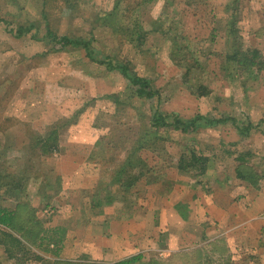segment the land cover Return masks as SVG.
<instances>
[{"label":"rangeland","instance_id":"1","mask_svg":"<svg viewBox=\"0 0 264 264\" xmlns=\"http://www.w3.org/2000/svg\"><path fill=\"white\" fill-rule=\"evenodd\" d=\"M144 1L0 0V159L4 157L0 160V178L9 173L19 175L18 179L13 177L15 181L21 179L19 197L27 193L31 203L39 200L41 187L37 180L44 178L42 171L47 167L54 169L56 158H50L47 166L42 159H36L34 143H24L25 125L9 120L7 109L14 105L17 111L27 105L48 110L58 107L63 112L60 122L66 124L97 102L105 105L100 110L103 115L97 120L92 117L97 126L103 127L101 133L97 131V138L114 135L116 139L112 145L97 141V162L102 167L117 168L124 163L131 140L138 138L143 127L150 126L156 108L175 113L183 121L197 115L234 119V125L227 122L186 135L171 131L165 145L159 146L154 155L144 150L139 155L148 165L150 179L157 178L164 198L174 189L168 177L189 185V195L200 187L206 192L213 179L236 182L235 158L245 154H249L247 162L259 177L256 189L264 191V123L248 138H241L235 129L264 122V68L238 67L224 59L239 44L243 51L258 50L264 65V0ZM47 25L58 36L89 42L98 63L104 57L115 63H130L133 72L148 79L152 90L158 92V103L156 99L142 101L134 97L127 80L91 62L82 48L60 49L48 41H39ZM20 26L32 30L23 38H14L8 31ZM230 29L232 35L228 33ZM136 31L145 36L140 47L129 37ZM34 34L36 39L31 37ZM84 56L86 60L80 58ZM123 93L121 101L125 100V105L117 111L107 97ZM8 131H12L11 135ZM118 138L121 141L117 142ZM191 152L210 159V176H171L170 170L176 167L179 157H188ZM34 167L33 179L28 171ZM141 171L138 167L134 173ZM52 174L47 173L53 182ZM144 177L143 185L139 184L133 193L137 198H145L147 175ZM197 181L202 184L198 186ZM176 187L179 190L180 185ZM43 207L35 208L36 221L46 229L56 209ZM35 253L45 257L47 263L27 264L53 262L48 253L37 249Z\"/></svg>","mask_w":264,"mask_h":264},{"label":"crops","instance_id":"2","mask_svg":"<svg viewBox=\"0 0 264 264\" xmlns=\"http://www.w3.org/2000/svg\"><path fill=\"white\" fill-rule=\"evenodd\" d=\"M15 106L9 107L7 114L9 120L25 125V144L46 141L51 130H57V150L43 155L36 149L35 157L45 166L52 157L56 161L54 169L47 167L42 171L44 178L37 180L39 200L31 203L27 193L18 199L0 193V207L15 211L17 218L19 208L26 213L28 207H55L46 229L60 228L65 233L58 257L49 254V260L88 259L90 263L113 264L141 256L143 264H264V191L236 178L229 183L213 179L207 193L200 187L189 195V185L168 177L174 189L166 198L157 183L146 181L145 198H137L133 193L144 176L126 188L113 178L115 168L97 162V141L110 145L116 142L114 135L96 136L103 127L97 126L92 117L97 120L103 115L100 110L105 109L104 104L88 105L77 113V119L66 124L60 122L63 112L58 107L48 110L27 105L17 111ZM11 133L8 131V135ZM36 169L28 171L29 177L35 178ZM49 171L54 175L53 182ZM170 171L171 176L187 175L177 167ZM7 176L18 179L19 175ZM179 204L185 218L176 209ZM34 215L36 218V210ZM0 264H17L7 259L1 246Z\"/></svg>","mask_w":264,"mask_h":264},{"label":"trees","instance_id":"3","mask_svg":"<svg viewBox=\"0 0 264 264\" xmlns=\"http://www.w3.org/2000/svg\"><path fill=\"white\" fill-rule=\"evenodd\" d=\"M151 0H145L143 3H148ZM2 21L0 20V23ZM233 23H231L232 25ZM32 28H26L20 26L16 31H8L14 38L20 39L25 37ZM122 32V29H119V33ZM136 35H131V43L137 42V47H140L144 42V35H141L139 31H136ZM232 35V29L228 32ZM36 34L31 35L36 39ZM39 41H48L55 46H60V49L67 47H76L82 48L85 51L86 56L91 62L98 63L94 59L93 52L91 50V45L87 41L81 39H72L68 36H58L54 31H52L47 25L46 33L42 38L38 39ZM237 44V43H236ZM261 55L256 49H247L246 51L242 50L241 45L233 47V52L224 57L225 62L229 64H236L238 67H254V68H264V65L259 61ZM104 61H99V65L104 66L106 70L116 71L123 77L132 88V93L134 97L144 100L156 99L158 103V92L152 90L150 81L145 77L139 76L133 72V69L130 67V63H115L109 57H104ZM123 94H112L107 98L113 102L115 109L119 110V107L125 105V100L121 101V96ZM132 95L131 98L133 97ZM127 97V96H126ZM128 99V97H127ZM127 106V105H126ZM150 126L143 127L144 130H139L140 135H137L138 138L131 140V149L128 153V156L125 158L124 163L115 167V175L113 178L120 183L123 187L129 188L133 186L139 178L147 175V182L156 183L157 178L150 179V175L146 171V161L142 156L139 155L141 151H146L152 155L156 151H159V146H164L165 141L169 139V132L180 133L181 135L190 134L192 132L198 131L200 128H213L220 124H225L231 122L233 125L236 124L234 119H209L201 115H197L194 119L189 121H183L175 113H166L156 108L153 110L152 116L150 117ZM264 122H259L257 125L248 123L245 126L238 127L235 129L238 135L241 138H248L251 132L256 129L260 124ZM264 135V130L262 131ZM162 134V135H160ZM57 130H51L46 141L37 142L35 141V148L40 149L41 154H50L57 150L56 142ZM120 138L117 139L119 142ZM129 140V139H128ZM165 140V141H164ZM121 141V140H120ZM115 145V144H114ZM249 154L239 155L235 158L238 162V166L235 168V178L243 183H247L250 186L256 188L259 177L252 170V166L247 162V157ZM210 159L206 155H197L196 152H191L188 157L181 155L177 161V169L183 173H193L194 176L203 177L208 174V163ZM140 167L142 169L141 173L135 174L134 170ZM146 174V175H145ZM209 176V175H207ZM149 177V178H148ZM145 178V177H144ZM204 178V177H203ZM21 179L18 180L20 182ZM15 179L8 176L4 179L0 178V193L11 198H19V192L22 189V186L15 184ZM21 183V182H20ZM201 183V181H198ZM19 208V218L16 215L15 211L0 207V246L4 249V253L9 260H15L17 264H26L30 259L37 263L46 262L42 256H39L35 253L33 249H37L42 253H48L53 257H58L60 250L62 248L64 240V230L60 228L54 229H44L42 224L39 221H36L34 217V209L26 208V213H24V208ZM178 213L182 218H185L183 213L182 204L177 205L176 207ZM26 214V215H25ZM23 215L26 216V219L23 218ZM16 216V219H15ZM17 236H15V235ZM142 257L135 256L131 257L113 264H143L141 263ZM51 264H103V263H90L85 262L84 260L77 262L69 261H59L55 260ZM156 264V263H149Z\"/></svg>","mask_w":264,"mask_h":264}]
</instances>
